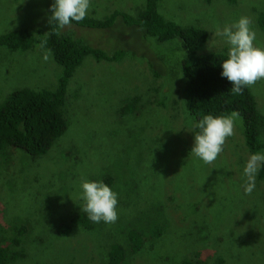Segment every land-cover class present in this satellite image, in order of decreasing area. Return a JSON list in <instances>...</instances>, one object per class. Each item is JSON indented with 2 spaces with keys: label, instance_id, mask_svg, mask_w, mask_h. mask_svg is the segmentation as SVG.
Returning <instances> with one entry per match:
<instances>
[{
  "label": "rangeland",
  "instance_id": "374dc122",
  "mask_svg": "<svg viewBox=\"0 0 264 264\" xmlns=\"http://www.w3.org/2000/svg\"><path fill=\"white\" fill-rule=\"evenodd\" d=\"M144 1L90 0L87 15L96 20L113 12L132 17ZM53 3L0 0V36L19 28L45 31ZM158 9L180 26L208 31L201 55L228 53L217 29L242 16L251 20L255 46L264 47L257 24L264 0H160ZM77 32L92 48L125 54L119 62L83 59L67 84L68 127L46 155L32 160L19 149H8L0 156V225L27 227L26 257L15 264H104L110 244L122 239L130 225L144 231V244L125 264H264V181L256 178L255 190L245 194L243 169L251 153L240 120L212 164L191 153L195 124L181 97L179 41L158 43L121 20L109 30ZM46 51L0 46V102L18 89L56 87L61 68L52 56L43 59ZM156 55L166 60L158 66L164 74L160 78L152 76L148 63ZM249 89L264 116V79ZM133 96L140 98L136 113L122 115L124 100ZM82 179L102 181L118 194L119 218L56 237L66 219L83 213ZM145 211L148 216L137 220ZM157 230L162 235L154 237L151 232Z\"/></svg>",
  "mask_w": 264,
  "mask_h": 264
},
{
  "label": "trees",
  "instance_id": "16d2710c",
  "mask_svg": "<svg viewBox=\"0 0 264 264\" xmlns=\"http://www.w3.org/2000/svg\"><path fill=\"white\" fill-rule=\"evenodd\" d=\"M159 1L145 0L143 7L132 17L122 12H113L103 20H96L87 15L83 21H73L64 28H59L56 21L49 20L45 31L19 28L0 36V46L12 51L26 52L36 47L50 50L52 59L61 68L53 90L22 88L11 92L0 102V156L8 149H19L35 160L46 155L54 142L62 137L68 127L65 113L67 84L83 59L90 56L97 62H119L125 54L122 50L108 54L92 48L77 37L81 35L77 30H109L116 20L140 29L146 37L154 38L161 44L178 40L184 54L178 64L182 77L181 97L185 111L194 124L207 114L215 117L237 111L242 117L245 147L251 154L263 152L264 142L260 140V136L264 133V116L258 111L253 94L249 87H245L242 94H233L230 82L221 76V63L227 59V53L199 54L209 38L208 31L196 26H180L166 19L158 9ZM225 1L236 3V0ZM257 24L264 32V12L258 13ZM161 62H166L163 56L156 55L148 59L154 78L164 76L158 67ZM139 101L137 96L126 98L121 114H135ZM198 131L195 128V134ZM256 178L264 181V165ZM148 213L141 212L137 220L147 217ZM96 224L87 218L85 212L75 214L56 229L55 235L67 236L75 228L91 230ZM10 228L0 225V264H15L26 257L22 244L27 227L21 224V227ZM161 233V230L151 232L154 237L162 235ZM144 236L142 229L134 225L128 226L122 239L110 244L104 264L127 263L130 257L141 252ZM180 264L202 263L182 261Z\"/></svg>",
  "mask_w": 264,
  "mask_h": 264
},
{
  "label": "clouds",
  "instance_id": "9594fccd",
  "mask_svg": "<svg viewBox=\"0 0 264 264\" xmlns=\"http://www.w3.org/2000/svg\"><path fill=\"white\" fill-rule=\"evenodd\" d=\"M90 6V0H54L49 9L50 20L56 21L59 28L70 26L73 21L79 23L86 18ZM216 34L224 37L229 45L227 59L221 63V76L230 82L233 94H242L245 87H251L258 80L264 79V47L255 46L256 32L251 27L249 17L242 16L223 30L218 28ZM51 55L50 50L46 51L43 59L47 61ZM237 120L242 123V117L237 111L215 117L204 115L194 125L199 131L194 135L191 153L205 164H212L224 151L226 138L235 134ZM262 165L264 154H250L243 169L246 195L255 190L256 175ZM80 189V199L84 201L82 211L91 222L114 224L118 220V194L107 184L82 179Z\"/></svg>",
  "mask_w": 264,
  "mask_h": 264
}]
</instances>
